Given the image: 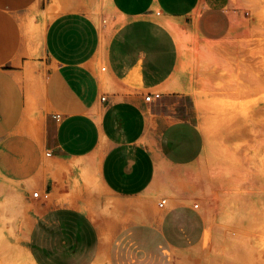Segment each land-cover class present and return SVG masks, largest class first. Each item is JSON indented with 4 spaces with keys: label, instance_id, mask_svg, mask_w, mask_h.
I'll use <instances>...</instances> for the list:
<instances>
[{
    "label": "crops",
    "instance_id": "0c3cea01",
    "mask_svg": "<svg viewBox=\"0 0 264 264\" xmlns=\"http://www.w3.org/2000/svg\"><path fill=\"white\" fill-rule=\"evenodd\" d=\"M38 2L0 0V171L28 179L44 199L27 240L33 261L93 264L105 255L108 264H172L205 233L192 203L160 202L115 231L106 248L77 203L88 193L87 172L113 196L175 194L171 182L199 158L203 134L191 99L174 89L178 44L164 22L220 40L231 17L206 0H55L37 30V66L27 22ZM96 2L113 10L111 30L89 14Z\"/></svg>",
    "mask_w": 264,
    "mask_h": 264
},
{
    "label": "rangeland",
    "instance_id": "374dc122",
    "mask_svg": "<svg viewBox=\"0 0 264 264\" xmlns=\"http://www.w3.org/2000/svg\"><path fill=\"white\" fill-rule=\"evenodd\" d=\"M206 1L231 17L224 38L206 40L192 28L169 21L179 40L172 80L174 89L191 99L192 118L203 134L199 158L173 179L174 195L156 194L151 188L135 198L113 196L98 188L93 172H87L88 193L77 204L108 243L121 226L145 220L144 211L157 209L162 200H184L202 213L205 233L196 246L175 252L172 264H264V0ZM55 12V0H39L28 19V47L37 66L42 56L37 30ZM89 14L104 29L115 24L106 2L99 8L96 2ZM43 79L40 68L38 96ZM38 191L28 179L0 171V197L10 208L5 214L10 250L1 264H30L22 252L43 207L41 194L33 196ZM97 264H108L105 255Z\"/></svg>",
    "mask_w": 264,
    "mask_h": 264
},
{
    "label": "bare ground",
    "instance_id": "6f19581e",
    "mask_svg": "<svg viewBox=\"0 0 264 264\" xmlns=\"http://www.w3.org/2000/svg\"><path fill=\"white\" fill-rule=\"evenodd\" d=\"M164 24L173 32L175 38L178 40V31L176 26H174L172 23H170L169 21H165ZM178 44V43H177ZM4 177V176H3ZM5 179V178H3ZM6 180V179H5ZM8 181V179L6 180ZM11 183V182H10ZM13 183V182H12ZM9 188V187H8ZM13 189V188H11ZM10 191V190H9ZM2 192V191H1ZM8 193V192H7ZM13 193H14V189H13ZM12 193V194H13ZM10 194V193H8ZM15 194V193H14ZM1 195V193H0ZM12 196V195H11ZM14 196V195H13ZM4 201V200H3ZM10 211L9 206L6 205V203H2L1 197H0V264L1 262L5 261V259L2 258V256L8 252L10 250V245H9V239H8V233L7 231L9 230L7 228V224L5 222V214H7ZM10 233V231H8ZM11 235V234H10ZM101 245L104 247L105 245H107V242L105 241V239L101 240ZM24 252V253H23ZM22 252V255H26L28 261L30 262V264H35V262L33 261L29 250L25 249ZM20 253V252H19ZM98 261V260H97ZM97 261H95L93 264H97Z\"/></svg>",
    "mask_w": 264,
    "mask_h": 264
},
{
    "label": "built area",
    "instance_id": "2783aa9c",
    "mask_svg": "<svg viewBox=\"0 0 264 264\" xmlns=\"http://www.w3.org/2000/svg\"><path fill=\"white\" fill-rule=\"evenodd\" d=\"M159 96H160L159 94H153V97H155V98H158ZM145 99L149 101L151 99V95L146 96ZM33 196L34 197H38L39 196V192H34L33 193ZM165 203H166V200H162L161 203H160V205H163Z\"/></svg>",
    "mask_w": 264,
    "mask_h": 264
}]
</instances>
